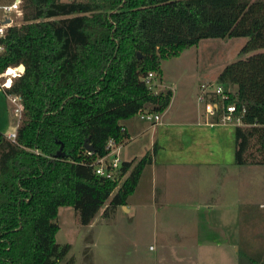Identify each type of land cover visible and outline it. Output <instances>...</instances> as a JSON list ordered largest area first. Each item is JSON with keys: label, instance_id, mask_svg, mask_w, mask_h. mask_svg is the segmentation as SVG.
<instances>
[{"label": "trees", "instance_id": "1", "mask_svg": "<svg viewBox=\"0 0 264 264\" xmlns=\"http://www.w3.org/2000/svg\"><path fill=\"white\" fill-rule=\"evenodd\" d=\"M20 8L22 24L0 38V75L25 68L3 89L21 98L23 113L14 143L0 133V264H61L71 247L56 243L59 208L87 226L126 205L158 146L120 161V185L91 164L109 140H128L124 121L167 109L172 91L155 90L162 63L202 40L247 39L246 57L215 84L228 88L225 105L244 108L234 165L264 166V0H21Z\"/></svg>", "mask_w": 264, "mask_h": 264}, {"label": "crops", "instance_id": "2", "mask_svg": "<svg viewBox=\"0 0 264 264\" xmlns=\"http://www.w3.org/2000/svg\"><path fill=\"white\" fill-rule=\"evenodd\" d=\"M217 76L207 83H215ZM162 85V90L172 91V97L159 122L134 117L122 123L128 140L116 150L119 161L137 162L158 146L123 209L133 213L137 228L143 223L150 226L149 242L158 247L172 244L185 252L174 264H238L240 252L245 259H264V205L241 199L242 169L247 167L234 165L232 124L216 123L192 99L177 101L176 92L167 83ZM5 118L3 111L0 119ZM233 180L238 191L231 199L228 186ZM248 205L252 206L247 209ZM201 212L207 218L202 220ZM172 213L174 227L164 219L162 231H156V217ZM154 250L150 245L149 251Z\"/></svg>", "mask_w": 264, "mask_h": 264}, {"label": "rangeland", "instance_id": "3", "mask_svg": "<svg viewBox=\"0 0 264 264\" xmlns=\"http://www.w3.org/2000/svg\"><path fill=\"white\" fill-rule=\"evenodd\" d=\"M12 1L0 0V6L10 4ZM2 18L3 12L0 10V20ZM9 18L13 22V24L8 23L9 25L19 26L22 24L21 16L11 13ZM246 41V38L200 41L197 46L186 50L181 56L162 63L165 75L163 84L167 83V86L176 92L177 101L192 99L193 103L198 104L197 106L203 110V105L197 102L201 83L205 84L208 80H213L227 65L245 58L246 56H239V50ZM17 68L12 69V74L17 75ZM12 74L7 71L0 75L1 87L5 83V87L11 85ZM162 86V84L157 86L155 90H162ZM231 89L234 91V88ZM8 97L9 95H6L4 91H0V115L6 111L5 120L0 119V133L3 135L15 131L17 124ZM136 117L140 119L139 116ZM234 127L233 125L229 127L231 132ZM117 156L120 160V152L117 153ZM242 171H244V176L242 177L241 191L243 195L241 199L246 204L264 205V166L247 167ZM235 182L233 180L228 186L231 189V199L238 191ZM251 206L248 205L247 209ZM102 211L95 216L90 225L82 226L72 208L61 207L58 209L56 223L59 231L56 234V243L60 247L65 245L71 247L61 264L71 258L74 264H174L185 253H180L179 249L172 244L158 247L154 241L149 242L147 234L151 231L150 226L143 223L137 228L134 224L133 213H128L123 207L118 208L116 214L108 221L101 219ZM200 218L202 220L207 218L204 212L200 213ZM164 219L166 222L169 220V227H174L176 219L174 213L170 217H162L159 214L154 225L156 231H162ZM137 231L139 232L138 237L136 236ZM150 245L155 249L154 251H149ZM165 247H167V251H164Z\"/></svg>", "mask_w": 264, "mask_h": 264}, {"label": "built area", "instance_id": "4", "mask_svg": "<svg viewBox=\"0 0 264 264\" xmlns=\"http://www.w3.org/2000/svg\"><path fill=\"white\" fill-rule=\"evenodd\" d=\"M21 0H13L12 3L8 5L0 6V10L3 12V18L0 21V38H3L8 26L6 22L9 21L12 24V20L9 18L11 13L21 16ZM2 51V47H0V52ZM21 73L17 69V75L14 73L11 75L12 78L15 76H19ZM151 77V75H149ZM6 84V83H5ZM5 84L2 85V88L5 87ZM227 90H225L222 86L217 85L215 83H205L200 86V93L197 97V101L203 105L204 114L208 118H212L216 120V123L220 124H232L235 126L242 125L241 118L244 113V108L241 109L240 114H237V107L234 104L225 105V100ZM8 100L12 105L13 115L16 117V128L15 131L6 135V138L11 141H16V131L19 126L20 120L22 118L23 106L22 101L19 96L12 95L8 97ZM137 116L141 120L157 123L160 121V114L158 113H149L146 111L140 112ZM123 130V128H122ZM119 146H116L112 140L107 142L106 150H108V154L104 157L97 158L92 164L91 167L94 173L97 176L103 177L107 180L117 181L118 183L122 182V178H120L117 174V171L120 166V161L116 156V150ZM88 155H91V152H87Z\"/></svg>", "mask_w": 264, "mask_h": 264}, {"label": "water", "instance_id": "5", "mask_svg": "<svg viewBox=\"0 0 264 264\" xmlns=\"http://www.w3.org/2000/svg\"><path fill=\"white\" fill-rule=\"evenodd\" d=\"M6 23L8 24L9 21H7ZM138 57H140V55H138ZM17 69H18V71H19L20 73H23L24 70H25V68H24L22 65H19ZM87 149H88V148H87Z\"/></svg>", "mask_w": 264, "mask_h": 264}, {"label": "bare ground", "instance_id": "6", "mask_svg": "<svg viewBox=\"0 0 264 264\" xmlns=\"http://www.w3.org/2000/svg\"><path fill=\"white\" fill-rule=\"evenodd\" d=\"M8 72L12 74V69H9Z\"/></svg>", "mask_w": 264, "mask_h": 264}]
</instances>
